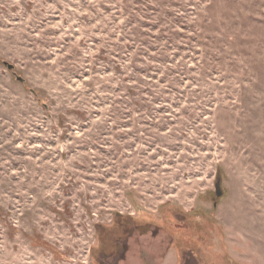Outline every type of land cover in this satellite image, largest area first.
Segmentation results:
<instances>
[{
    "label": "rangeland",
    "instance_id": "1",
    "mask_svg": "<svg viewBox=\"0 0 264 264\" xmlns=\"http://www.w3.org/2000/svg\"><path fill=\"white\" fill-rule=\"evenodd\" d=\"M0 264H264V0H0Z\"/></svg>",
    "mask_w": 264,
    "mask_h": 264
},
{
    "label": "water",
    "instance_id": "2",
    "mask_svg": "<svg viewBox=\"0 0 264 264\" xmlns=\"http://www.w3.org/2000/svg\"><path fill=\"white\" fill-rule=\"evenodd\" d=\"M216 194H217V196H219V195H220V193H218V192H216Z\"/></svg>",
    "mask_w": 264,
    "mask_h": 264
}]
</instances>
